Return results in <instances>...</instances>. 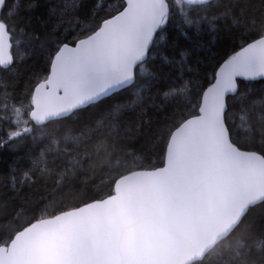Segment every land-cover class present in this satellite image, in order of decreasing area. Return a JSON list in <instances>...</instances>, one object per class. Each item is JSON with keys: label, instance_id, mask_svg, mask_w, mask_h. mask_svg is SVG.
Instances as JSON below:
<instances>
[{"label": "snow or ice", "instance_id": "obj_1", "mask_svg": "<svg viewBox=\"0 0 264 264\" xmlns=\"http://www.w3.org/2000/svg\"><path fill=\"white\" fill-rule=\"evenodd\" d=\"M0 264H264V0H0Z\"/></svg>", "mask_w": 264, "mask_h": 264}]
</instances>
